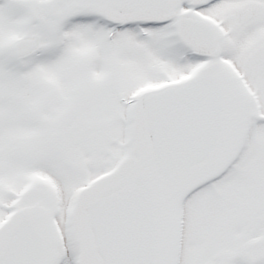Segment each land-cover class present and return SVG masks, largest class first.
<instances>
[{"label": "snow or ice", "instance_id": "obj_1", "mask_svg": "<svg viewBox=\"0 0 264 264\" xmlns=\"http://www.w3.org/2000/svg\"><path fill=\"white\" fill-rule=\"evenodd\" d=\"M0 264H264V0H0Z\"/></svg>", "mask_w": 264, "mask_h": 264}]
</instances>
